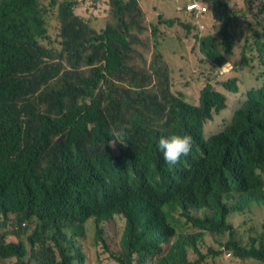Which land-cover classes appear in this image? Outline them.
I'll list each match as a JSON object with an SVG mask.
<instances>
[{"label": "trees", "instance_id": "16d2710c", "mask_svg": "<svg viewBox=\"0 0 264 264\" xmlns=\"http://www.w3.org/2000/svg\"><path fill=\"white\" fill-rule=\"evenodd\" d=\"M12 1L0 0V259L87 264L88 251L101 248L116 264H225L226 254L228 264H264V84L239 102L230 124L206 137V123L228 99L209 83L198 105L169 93L166 78L179 63L170 59H190L186 50L163 58L155 42L147 62L133 48L137 34L131 43V27L116 13L120 24L100 31L76 15L78 0ZM202 1L215 20L208 34L191 36L199 30L194 15L188 23L160 17L158 26L138 2L130 9L134 32L166 39V23L171 46L197 48L214 69L228 60L220 53L238 44L259 51L264 65V0H248L261 5L253 18L251 6L239 17L228 0ZM135 3L117 0L119 16ZM50 11L60 24L57 39L43 19ZM217 83L238 92L235 78ZM121 127L127 144L118 143ZM171 133L194 141L176 165L156 147ZM246 210L235 228L231 216ZM178 211L196 233L178 234ZM118 216L103 239L102 224ZM88 222L93 243L82 237ZM207 235L222 237L225 249L202 250L197 241Z\"/></svg>", "mask_w": 264, "mask_h": 264}, {"label": "rangeland", "instance_id": "374dc122", "mask_svg": "<svg viewBox=\"0 0 264 264\" xmlns=\"http://www.w3.org/2000/svg\"><path fill=\"white\" fill-rule=\"evenodd\" d=\"M121 1L123 6H126L129 3V0H119ZM192 0H136L140 7H143L145 10V15L148 17L149 20H153L159 26L158 21L159 18L162 17L163 21L167 19H178L179 18L182 22L188 23L192 20L191 14H184L183 10H187V7L191 5ZM20 0H13L12 5H18ZM116 1L114 0H96L95 2H90L88 4L89 8H97L100 10H109L110 13H116L117 17H121V21L124 25H128L131 27V34L132 38H128L131 43L136 39V35L138 36L137 42L133 45V48L136 50L137 53L142 54L147 62L154 61L155 53L153 45L157 42L158 52L164 56L168 55V58L172 55V57H180L185 56L183 50H186L190 53V59H170L171 61H176L179 63H174V72L170 74L171 77V85H172V92L174 94L183 93L186 96V100L192 104H197L198 96L201 92V89L206 85V83L211 84L215 90L221 93H224L228 99L227 109L219 114H216L212 121H209L205 125V134L207 137H210L213 134L219 133L222 131L228 124L232 121V116L234 112L239 108V102L243 101L247 95H256V88H260L264 84V65L260 59V52L257 51L255 48L252 50H244L241 45H236V49L233 52H221V56L227 58L228 60L224 63L217 66L219 69L212 68L208 61L205 60V56L199 53L198 49H191V47H183L184 43L179 42L176 47L174 48L169 44V40L171 39V33L169 32L170 27H167L166 23H163V31L166 34V39L161 37H153L150 30H145L142 33L137 31L134 32V15L131 14V8L125 11L124 16H119L121 11H117ZM231 8L233 11L237 12L239 17L244 12L252 7L251 16L258 14L261 5H257V3H253L248 0H228ZM206 5V4H205ZM207 6V5H206ZM209 8V5H208ZM181 10V11H178ZM103 13L97 14V19L93 23V26L99 30H102L101 27L103 25ZM144 14V13H143ZM91 12L87 14L88 20L87 23L90 25L91 22L89 21ZM145 15H143V22H146ZM182 15L184 17H182ZM43 19L46 20L49 24L51 29L53 39H57L60 33V24L57 20V15L55 11H50L48 15L43 14ZM252 20V19H250ZM264 23V13L261 14L259 18ZM214 18L210 9H208L205 18H201L199 20H194V26L202 27L203 29H207L208 25L214 24ZM110 24L113 26L116 25V20L112 14H110ZM218 25V24H217ZM247 30L248 27H245ZM174 30L173 28L171 29ZM213 31L214 29L211 28ZM263 31L261 26H257V34H261ZM212 34V33H210ZM214 34V33H213ZM198 36L196 29L192 31L191 36ZM199 37V36H198ZM264 40V39H263ZM263 52V60H264V47L260 48ZM220 48L217 49V51ZM246 59V63L243 61ZM190 62V63H189ZM138 63H141L138 61ZM101 65V64H98ZM184 68V69H182ZM216 77V78H215ZM236 79V85L238 87V92L233 93V90L228 88L231 92L226 90V88L217 83V80L220 83H223L229 79ZM217 79V80H216ZM180 215V221L176 224L177 225V232L182 236H186L187 233L191 232L192 235L197 232L195 228L185 222V217H183L180 211L176 212ZM193 214V213H192ZM194 216L200 217L199 215L193 214ZM247 216H249V211L246 210L245 213L242 214H233L230 218V222L233 226L237 229L247 220ZM120 216L104 222L102 227L106 228V233H103V239L108 235L109 230L112 226H116L118 223H121ZM17 222L14 219V216H11V221L8 223V230L14 231L16 230L14 226ZM22 228L24 230L28 229V226L25 223H22ZM0 240L2 237V227L0 222ZM263 233V230H262ZM261 233V234H262ZM83 239L86 242L93 243L97 241L95 236L94 225L92 222H88L86 231L84 235H82ZM7 242H11L13 240V236L7 237ZM175 240V238L173 239ZM199 247L202 250H209V249H216L221 248L222 250L225 249L226 242H223L222 237H211L207 235L202 240L197 241ZM88 263L87 264H116L113 259H110L108 254H106L103 249L96 248L93 249V256H91L90 252L88 251ZM228 254L222 256L219 261L225 264L232 262L231 257H227ZM0 264H17V259H0ZM18 264H20L18 262Z\"/></svg>", "mask_w": 264, "mask_h": 264}, {"label": "clouds", "instance_id": "9594fccd", "mask_svg": "<svg viewBox=\"0 0 264 264\" xmlns=\"http://www.w3.org/2000/svg\"><path fill=\"white\" fill-rule=\"evenodd\" d=\"M95 1L96 0H78V6L75 9V13H76V15L82 17L86 21V23H87V20H88L87 14L89 12L93 11V8L90 9L88 4L90 2H95ZM129 2H130V0H129ZM194 3H196L198 6L204 7L206 9V12L203 13V18H205V15L208 12V7L205 5V3L202 0H193V2H191V4H194ZM136 6H137V3H135V5H132L130 8L135 10ZM178 11H181V10H178ZM183 12H184V14H189V13L186 12V10H183ZM97 14H99V13H96V15ZM131 14H133V13L131 12ZM190 14L194 15V20H199V19H196L195 13H190ZM102 15L104 16L103 25L101 27V29L103 30V29L106 28L107 25H112V24H110V18H107L104 13ZM115 20H116V25L115 26H118L120 24V21L118 19H115ZM209 27L212 28L213 25L210 24ZM198 29H199L197 31L198 35H200V32L208 34L205 31V29H203L202 27H198ZM102 30H100V31H102ZM262 47H264V42L261 43V45H260V48H262ZM166 80L168 82V90H169V93H170V92H172V90H171L172 85H171V77H170L169 74L167 75ZM222 94H224V93H222ZM199 95H200V93H199ZM198 103H199V96H198L197 104H193V105H198ZM232 118H233V116H232ZM117 135H119V137L121 138L118 141V143L127 144V143L124 142L125 138L127 137V132H126V130L123 127L120 128V130L117 133ZM205 136H206V134H205ZM116 143L117 142H112V143H109V145H113L114 146ZM192 146H194L193 138H192V136L190 134H187V133H171V134H168V135H161L158 138L157 144H156V147L158 148L159 152L162 154L165 163L170 164V165H176L177 163H179L181 161L182 157H186L187 155H189L190 152H191ZM227 257H230V255L228 254ZM9 259L10 258H7V260H9ZM17 264H18V262H17ZM33 264H35V263H33Z\"/></svg>", "mask_w": 264, "mask_h": 264}, {"label": "built area", "instance_id": "2783aa9c", "mask_svg": "<svg viewBox=\"0 0 264 264\" xmlns=\"http://www.w3.org/2000/svg\"><path fill=\"white\" fill-rule=\"evenodd\" d=\"M187 13H195L196 19L203 18V13L206 12V9L204 7L198 6L196 3L191 4L187 7L186 10Z\"/></svg>", "mask_w": 264, "mask_h": 264}, {"label": "crops", "instance_id": "0c3cea01", "mask_svg": "<svg viewBox=\"0 0 264 264\" xmlns=\"http://www.w3.org/2000/svg\"><path fill=\"white\" fill-rule=\"evenodd\" d=\"M96 13H104L107 18H110V12H109L108 9L105 12V10H100V9H97V8H93V11L91 12V15H90V18H89V21L91 22V24H93L96 21V19H97Z\"/></svg>", "mask_w": 264, "mask_h": 264}]
</instances>
